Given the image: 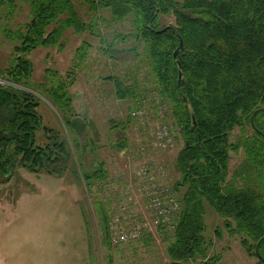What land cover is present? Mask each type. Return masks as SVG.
<instances>
[{
    "label": "trees",
    "instance_id": "16d2710c",
    "mask_svg": "<svg viewBox=\"0 0 264 264\" xmlns=\"http://www.w3.org/2000/svg\"><path fill=\"white\" fill-rule=\"evenodd\" d=\"M76 1L87 3L94 14L88 23L79 16L73 0H0L10 14L17 3L27 4L30 10L26 23L2 31L14 46L1 79L39 91L68 129L75 118L74 95L68 92L74 83L72 74L64 81L57 72L46 70L43 83L32 87L33 65L27 56L37 49H62L68 30L97 38L106 55H131L135 63L147 67L149 83L136 78L131 84L126 78L105 80L113 82L119 99L137 102L134 115L147 99L155 116L168 107L183 144L174 162L179 179L172 189L180 208L167 248L170 264L197 259L201 264H222L219 255L207 253V208L222 220L229 235L240 237V245L256 259L255 264H264V241L258 247L259 257L255 253L264 238V0ZM98 11H107L120 22L129 20L132 31L107 44L98 31L104 21L95 16ZM163 18H172L174 24L162 25ZM130 40L135 46L128 51L112 50L114 43ZM180 40L183 51L174 58ZM89 49L84 44L77 50L79 63ZM39 106L33 94L0 86V183L9 182L17 169L57 177L66 172L68 145L59 132L42 125ZM235 129L239 136L232 143ZM39 133L43 143L38 141ZM121 141L118 148L122 150L126 140ZM239 152L243 157L230 173V153ZM108 175L101 162L91 173H82L81 180L91 188ZM97 208L107 239L104 204L100 202ZM219 233L215 230L218 237Z\"/></svg>",
    "mask_w": 264,
    "mask_h": 264
},
{
    "label": "rangeland",
    "instance_id": "374dc122",
    "mask_svg": "<svg viewBox=\"0 0 264 264\" xmlns=\"http://www.w3.org/2000/svg\"><path fill=\"white\" fill-rule=\"evenodd\" d=\"M73 4L85 23L94 17L84 1L73 0ZM29 12L24 3H17L11 14L0 5V86H11L39 99L42 125L60 133L68 145L70 158L66 172L60 177L17 169L9 182L0 183V264H170L167 248L173 239V230L161 233L148 223L146 228L152 230L139 240L114 246L109 232L107 239L105 237L97 208L100 202L104 204L108 224L113 210L121 206L124 193H128L126 199L135 202L127 208L128 212L141 220L149 217L146 199L139 192L144 182L134 177L135 170L145 163L162 167L163 180L170 189L179 179L174 162L183 144L169 119L168 107H162L164 115L167 112L166 118L157 117L159 115L153 114L150 99H147L139 111L143 115L134 116L137 102L130 98L119 99L113 82L105 80L126 78L131 84L136 78L141 83L147 80L149 83L147 67L135 63L127 53L106 55L103 53L106 49L97 38L87 32L76 34L73 30L64 33L62 49L48 47L29 54L27 59L33 65L32 87L43 83L46 70L57 72L64 81L72 74L74 83L68 92L74 95L75 118L66 129L59 113L43 94L1 79V71L8 65L14 46L2 31L15 30L26 23ZM95 16L104 20L98 24V31L107 44H111L115 36L132 31L129 20L117 21L107 11H98ZM161 24L170 26L174 21L163 18ZM84 44L90 49L86 59L79 63L76 53ZM133 46L135 43L130 40L124 44L116 42L111 47L119 52ZM160 123L170 128L173 136L170 148H155L146 138L145 129L155 128ZM238 136L239 130L235 129L230 142L234 143ZM123 139L126 148L121 150L118 145ZM38 141L44 142L42 133L38 134ZM242 157V152L230 153V173ZM101 162L107 168L108 178L88 188L81 174L91 173ZM205 226L209 257L219 255L222 264L256 263L240 245V237L229 235L222 220L209 208L206 209ZM215 230L220 232V237L215 235ZM201 263L197 259L185 264Z\"/></svg>",
    "mask_w": 264,
    "mask_h": 264
},
{
    "label": "built area",
    "instance_id": "2783aa9c",
    "mask_svg": "<svg viewBox=\"0 0 264 264\" xmlns=\"http://www.w3.org/2000/svg\"><path fill=\"white\" fill-rule=\"evenodd\" d=\"M137 115L143 114L138 112L134 116ZM160 116H163L162 110L159 113ZM145 130L147 140L155 148L167 149L172 146L173 136L168 125L160 123L155 128L148 126ZM134 177L140 182H144L143 188L139 192L146 199L145 203L149 209V217H144L141 220L134 213L128 212L127 208L132 207L135 202L131 198L126 199L128 193H124L125 199H123L120 207L113 210L108 223L110 240L114 246H121L139 240L142 235L152 230V228H146L148 223L151 224L154 230L161 233L166 230L174 231L176 226L180 206L172 189L163 180L165 172L162 167L151 162L145 163L135 170Z\"/></svg>",
    "mask_w": 264,
    "mask_h": 264
},
{
    "label": "water",
    "instance_id": "95a60500",
    "mask_svg": "<svg viewBox=\"0 0 264 264\" xmlns=\"http://www.w3.org/2000/svg\"><path fill=\"white\" fill-rule=\"evenodd\" d=\"M183 51V44H182V41L180 40V43H179V47H178V49L174 52V54H173V56H174V58H176V55H177V53H178V51ZM251 126L253 127V121L251 120ZM262 241H264V238H261V240H259V242L257 243V245H256V248H255V253H256V255H257V257H259V253H258V247H259V244L262 242Z\"/></svg>",
    "mask_w": 264,
    "mask_h": 264
}]
</instances>
